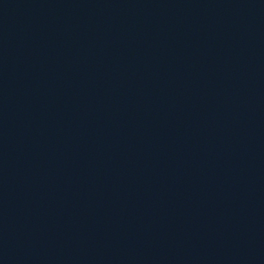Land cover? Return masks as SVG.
<instances>
[{
  "label": "water",
  "instance_id": "water-1",
  "mask_svg": "<svg viewBox=\"0 0 264 264\" xmlns=\"http://www.w3.org/2000/svg\"><path fill=\"white\" fill-rule=\"evenodd\" d=\"M0 264H264V0H0Z\"/></svg>",
  "mask_w": 264,
  "mask_h": 264
}]
</instances>
